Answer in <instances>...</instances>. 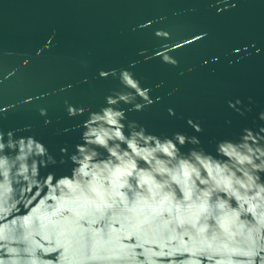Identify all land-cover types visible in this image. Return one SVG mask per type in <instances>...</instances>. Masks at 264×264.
Wrapping results in <instances>:
<instances>
[{
    "label": "water",
    "instance_id": "obj_1",
    "mask_svg": "<svg viewBox=\"0 0 264 264\" xmlns=\"http://www.w3.org/2000/svg\"><path fill=\"white\" fill-rule=\"evenodd\" d=\"M0 264H264V0H0Z\"/></svg>",
    "mask_w": 264,
    "mask_h": 264
}]
</instances>
